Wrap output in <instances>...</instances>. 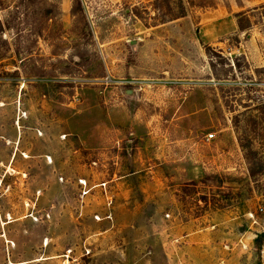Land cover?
<instances>
[{
	"label": "rangeland",
	"instance_id": "rangeland-1",
	"mask_svg": "<svg viewBox=\"0 0 264 264\" xmlns=\"http://www.w3.org/2000/svg\"><path fill=\"white\" fill-rule=\"evenodd\" d=\"M235 1L0 0V264H264V0Z\"/></svg>",
	"mask_w": 264,
	"mask_h": 264
},
{
	"label": "crops",
	"instance_id": "crops-1",
	"mask_svg": "<svg viewBox=\"0 0 264 264\" xmlns=\"http://www.w3.org/2000/svg\"><path fill=\"white\" fill-rule=\"evenodd\" d=\"M228 2H229V8L230 9H232V8H234L233 6H235L236 8H238V10H243L240 6H238L237 4H236V1L235 0H228ZM261 3H263V2H261ZM258 9L259 8H257V10H252V12H256V11H258ZM224 10H226V13L229 15V13L227 12V9H226V7H225V9ZM223 13H224V11H223ZM232 13H230V15H231ZM246 14H248V13H246ZM211 15H213V14H211ZM205 16H209V15H204L203 16V18L205 17ZM210 17V16H209ZM211 18H208V20L207 21H209ZM212 21V20H211ZM224 23H226V22H222V24L221 25H223ZM229 23L231 24V23H233V25H234V27H235V31L234 32H236V30H239V29H241V27H240V24H239V22H238V19L237 18H235V19H233V22L231 21V22H228V25H229ZM241 31H243V30H241ZM223 35L221 34V35H213V34H209V36H207L205 39L208 41V42H210V43H212V41L214 40V39H219L220 37H222ZM203 37H205V36H203ZM244 54H245V52H243Z\"/></svg>",
	"mask_w": 264,
	"mask_h": 264
},
{
	"label": "trees",
	"instance_id": "trees-1",
	"mask_svg": "<svg viewBox=\"0 0 264 264\" xmlns=\"http://www.w3.org/2000/svg\"><path fill=\"white\" fill-rule=\"evenodd\" d=\"M157 1H159V0H156V2H157ZM209 50H210V49L207 48V52H208ZM217 57L223 60V58H222L220 55L217 56ZM242 60L244 61V58H243V57H242V58H241V57H240V58H235V60H234V61H235V65L238 64V62H239V61H242ZM223 61L225 62V60H223ZM213 66H214L215 76L217 77V79H221V76H220L221 74L216 70L215 65H213ZM228 72H230V70H229ZM261 72H264V71L262 70Z\"/></svg>",
	"mask_w": 264,
	"mask_h": 264
},
{
	"label": "built area",
	"instance_id": "built-area-1",
	"mask_svg": "<svg viewBox=\"0 0 264 264\" xmlns=\"http://www.w3.org/2000/svg\"><path fill=\"white\" fill-rule=\"evenodd\" d=\"M213 138H214V136H213V135H210V136L208 137V140L213 139Z\"/></svg>",
	"mask_w": 264,
	"mask_h": 264
}]
</instances>
